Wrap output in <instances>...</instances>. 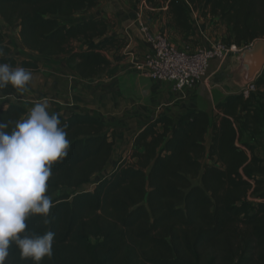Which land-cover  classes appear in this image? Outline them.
<instances>
[{"label":"trees","instance_id":"1","mask_svg":"<svg viewBox=\"0 0 264 264\" xmlns=\"http://www.w3.org/2000/svg\"><path fill=\"white\" fill-rule=\"evenodd\" d=\"M144 1L153 5L157 0ZM185 2L191 11L228 27L236 46L264 39V0ZM162 3L175 32L190 37L184 5ZM97 4L0 0V20L18 26L27 51L61 58L79 79L90 80L111 67L107 56L125 46L124 39L110 35L103 17L71 24L60 19ZM0 48L5 53L0 63L15 67L2 34ZM20 66L37 69L30 62ZM253 86L264 91V70ZM0 92L12 95L15 89ZM261 97L255 106L249 96L227 95L215 106L214 119L203 111H191L175 123L166 116L152 119L135 135L129 154L92 191L54 199L49 225L40 216L28 218L25 235L55 233L53 255L41 264H264V165L250 145L238 144L243 133L264 134V92ZM26 113L23 106L10 104L0 108V119L15 121ZM60 119L68 124L71 148L53 166L50 196L89 183L106 167L114 145V133L92 116L74 113ZM6 264L32 261L22 259L13 246Z\"/></svg>","mask_w":264,"mask_h":264},{"label":"crops","instance_id":"2","mask_svg":"<svg viewBox=\"0 0 264 264\" xmlns=\"http://www.w3.org/2000/svg\"><path fill=\"white\" fill-rule=\"evenodd\" d=\"M135 13L136 10L131 6L110 16L114 19L110 35H118L125 40V46L107 56L114 67L111 74L105 75V72L101 80L90 79L87 81L91 83L85 84L83 81L86 80H81L68 71L64 61V69H59L58 73H50L46 80L50 113H58L64 118L74 113L86 114L119 131L114 138L109 161L115 160L113 156L117 154L126 155L132 148L135 135L152 119L166 116L175 123L181 116L191 111H203L208 114L212 110L214 113L215 106L225 98L218 87L177 91L169 83L151 80L130 68L128 64L131 62L130 57L120 61L117 58L115 63H112L110 57L113 53L121 56L129 51L132 55L140 57L147 52V44L134 21ZM165 19L169 22L166 16L162 23L150 21L151 31L156 33L159 32L158 29L164 28ZM147 20L144 18L146 24ZM198 35L204 40L210 38L209 32L205 29ZM215 66L217 67L216 64H211V68ZM207 136L206 145L209 144L210 134ZM118 137L126 138L125 142L118 141Z\"/></svg>","mask_w":264,"mask_h":264},{"label":"clouds","instance_id":"3","mask_svg":"<svg viewBox=\"0 0 264 264\" xmlns=\"http://www.w3.org/2000/svg\"><path fill=\"white\" fill-rule=\"evenodd\" d=\"M0 48V57L4 56ZM30 69L0 63V89L24 91L32 80ZM6 106L2 107L4 110ZM47 99L38 101L15 121L0 119V264H6L14 246L22 259L41 264L53 255L55 233L25 235L30 216L49 225L55 206L48 182L55 164L69 155L68 124L49 112Z\"/></svg>","mask_w":264,"mask_h":264},{"label":"rangeland","instance_id":"4","mask_svg":"<svg viewBox=\"0 0 264 264\" xmlns=\"http://www.w3.org/2000/svg\"><path fill=\"white\" fill-rule=\"evenodd\" d=\"M163 0H157L153 5L146 3L144 0H98V4L95 8L89 10L86 13L83 14H77L72 16L69 19H60L61 23L63 24H71L74 22H79L85 19H92L97 17H105L109 21L110 27L114 25V19L110 18V16H114L116 13H119L122 9H129L131 6H133V9L138 11L141 10L143 12L144 18L148 19L147 24L150 26L151 22L157 21L158 23H162L164 19V13L163 8L165 7V4L162 3ZM179 3L184 5L185 9L187 10L189 22L192 28V35L190 37L184 38L182 35H179L175 32L174 28L172 27L170 22H167L165 19L164 28L158 29L159 32H164L169 40L173 42L177 47L181 49H194L197 47H208L210 44H213L215 42H219L225 45L232 43V35L230 33V30L228 27H226L224 24H221L216 18H211L209 16H204L200 12L196 13L195 15L192 13V11L189 9L188 5L186 4L185 0H177ZM141 2L145 3L141 4ZM161 8H158L159 6ZM109 17V18H108ZM113 23V25H112ZM205 29V31L209 32L210 38L204 40L203 37H201L199 32ZM0 34L3 36V42L4 45L9 48V56L12 57L15 62L16 66H20L21 62H30L34 64L37 69L32 70L33 78L29 82V84L26 86L24 91H20L15 89V93L12 95H8L5 93L0 92V108L3 106H8L10 104H17L23 106L27 112L29 109H31L34 104L38 101H42L43 99H47V88H46V80L48 75L50 73H58L59 69H64V60L61 58L56 59H45L42 57H39L37 54L27 51L25 48L22 47L20 43V39L18 36V26L15 25L13 27H7L1 20H0ZM200 36V37H199ZM125 42V40H124ZM250 45L244 46H236V49L239 51L244 50L248 48ZM128 53V54H127ZM127 54V56H126ZM126 54L118 56L115 53L112 54L111 61L112 63H115V60L118 58V61L124 59L125 57L132 58L131 52H126ZM230 62V58L226 59L225 61L219 62V61H213L211 64H216L214 68H210L208 70L207 76L205 80L197 85L194 89L203 88V89H210L208 82L209 80L219 73L225 66H227ZM130 68L134 70L135 72L139 73L133 66L132 59L131 62L128 63ZM217 68V69H216ZM114 67H110L105 75H109L113 72ZM215 70V72H214ZM69 71V70H68ZM215 73V74H214ZM141 74V73H140ZM142 75V74H141ZM103 77L101 76L97 80H101ZM73 81V80H72ZM34 82V84H33ZM93 82V81H92ZM85 84H89L91 82L89 81H83ZM34 87V89H33ZM217 89H220L219 87ZM221 90V94L226 97V93ZM263 90H257L256 87H253V89L249 92V98H251L253 105H257L256 103H262V97L261 94L263 93ZM241 94V93H240ZM48 100V99H47ZM51 102V101H50ZM201 104V99L199 101ZM5 107V108H6ZM204 107L205 106H200ZM264 110V109H263ZM208 115L211 117V119H214V113L212 110L209 111ZM109 132L114 133V138L118 135L119 131L115 128H112L110 125L106 126ZM264 129H262L263 131ZM126 138H117L118 141L124 143ZM208 139V136L206 137ZM205 139V141H206ZM246 143L247 145H250L254 151V154L261 159L263 165H264V134L263 132L258 136H251L248 133H243L242 136L238 140V144ZM132 149V148H131ZM131 151V150H130ZM125 154H117L111 159L104 170L96 175H94L89 183L82 185L76 189H62L56 192L54 195H52V200L58 199L61 197H72L78 193L82 192H90L93 190L95 185L103 179L116 165L118 161L121 159H124L129 152ZM123 155L124 158H123ZM122 156V157H121ZM202 163L209 164L210 162L205 160L202 161ZM264 180V175L262 177ZM196 181L193 182L195 184ZM256 196V195H255ZM255 196L249 195L250 201H255Z\"/></svg>","mask_w":264,"mask_h":264},{"label":"built area","instance_id":"5","mask_svg":"<svg viewBox=\"0 0 264 264\" xmlns=\"http://www.w3.org/2000/svg\"><path fill=\"white\" fill-rule=\"evenodd\" d=\"M134 21L147 44L146 53L132 56L134 68L151 80L171 84L177 91L195 88L205 80L213 61H225L238 52L236 45L219 42L208 47L181 49L164 32H152L141 10L136 11ZM253 87V84L247 86L241 94L247 98Z\"/></svg>","mask_w":264,"mask_h":264},{"label":"water","instance_id":"6","mask_svg":"<svg viewBox=\"0 0 264 264\" xmlns=\"http://www.w3.org/2000/svg\"><path fill=\"white\" fill-rule=\"evenodd\" d=\"M264 70V39L253 41L244 50L230 55V62L208 82L209 87H219L226 95L240 94L255 83Z\"/></svg>","mask_w":264,"mask_h":264}]
</instances>
